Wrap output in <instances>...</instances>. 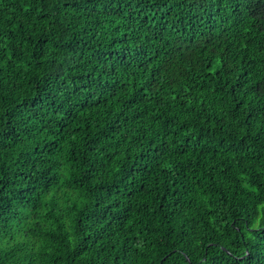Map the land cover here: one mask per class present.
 Listing matches in <instances>:
<instances>
[{"label":"trees","instance_id":"obj_1","mask_svg":"<svg viewBox=\"0 0 264 264\" xmlns=\"http://www.w3.org/2000/svg\"><path fill=\"white\" fill-rule=\"evenodd\" d=\"M0 264H264V0H0Z\"/></svg>","mask_w":264,"mask_h":264}]
</instances>
